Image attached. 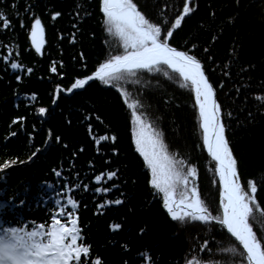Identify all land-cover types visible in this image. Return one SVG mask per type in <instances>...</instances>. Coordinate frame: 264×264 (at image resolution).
<instances>
[{
	"label": "trees",
	"instance_id": "trees-1",
	"mask_svg": "<svg viewBox=\"0 0 264 264\" xmlns=\"http://www.w3.org/2000/svg\"><path fill=\"white\" fill-rule=\"evenodd\" d=\"M133 2L153 22L161 18L174 22L184 0ZM190 2L193 11L173 30L170 41L173 47L196 55L214 85L228 125L226 135L239 158L241 184L246 187L252 180L258 186L250 223L264 240V99H257L264 97V0ZM29 4L35 6L33 11L45 29L40 53L29 37L31 20L24 12ZM99 5L100 0H0V11L12 24L6 31L0 29V55H9L13 49L12 58L22 65L12 70L0 62V162L24 161L0 170V222L3 226L33 221L50 226L55 215L70 226L68 213L72 212L93 258L99 255L104 264L125 260L144 264L140 254L149 253L155 264H185L193 259L239 264L232 253H224L236 242L218 222L194 221L181 228L165 212L162 196L149 183L150 171L135 152L130 110L121 91L92 82L71 96L58 93L53 104L57 83L61 88L70 86L74 78L90 75L109 55L121 52L119 43L105 31ZM52 12L61 15L53 20ZM54 64L62 76L50 71ZM16 75L21 76L19 81ZM121 83L128 98L139 101L138 110L147 123L163 133L169 153L196 167L189 187L197 188L213 216H221L214 163L202 146L190 87L182 86L184 82L165 67L139 70ZM40 107L46 109L44 114L38 112ZM57 136L60 141L54 139ZM101 136L109 139L97 143ZM34 151L36 155L31 156ZM109 170L118 172L111 182L106 176ZM101 172L105 176L98 183L94 177ZM112 182L119 191H93L111 187ZM69 197L76 200V209L68 205ZM115 199L123 203H104ZM61 205L63 216L59 215ZM117 223L121 228L112 229ZM125 244L128 251L122 249Z\"/></svg>",
	"mask_w": 264,
	"mask_h": 264
},
{
	"label": "snow or ice",
	"instance_id": "snow-or-ice-1",
	"mask_svg": "<svg viewBox=\"0 0 264 264\" xmlns=\"http://www.w3.org/2000/svg\"><path fill=\"white\" fill-rule=\"evenodd\" d=\"M12 7L16 8L17 5L13 4ZM34 7L32 4L26 5L24 12L31 20L29 32L31 45L36 53H40L44 43L45 29L40 17L33 11ZM99 7L104 18L105 31L118 38L123 51L109 55L104 62L99 63L91 75L74 78L70 86L61 88V84L57 83L55 90L73 93L76 89L84 88L92 80H99L109 85L126 75H136L137 70L153 72L166 67L178 74L184 82L182 86L190 87L194 93V107L198 110L199 128L202 131V146L214 162L215 173L219 177L222 217L213 216L200 198L197 188L189 187L190 178L194 180L197 175L196 167L184 159L177 160L169 153L163 133L152 128L145 122L144 115L138 113L139 101H130L127 93L122 91L124 104L131 110L132 140L136 152L143 157L144 164L150 171L149 183L153 189L163 194V207L173 221H183L185 218L205 223L216 221L237 242L231 248L223 249L224 252L233 254L234 261L238 258L239 264H264V240L258 238L250 223V218L257 207L255 194L258 186L252 180L247 181L246 187L241 184L238 172L239 158L234 155V149L230 146V140L226 135L228 125L223 118L221 105L217 102L214 85L205 74V66L196 55L173 47L170 41L173 30L181 24L185 16L193 11L190 0H184L183 10L176 14L174 22L163 18L153 22L133 0H100ZM60 15V12L51 13L53 20ZM168 24L171 26L168 27ZM11 27L9 17L0 11V29L6 31ZM20 27H25L23 20L20 22ZM8 51L9 55H0V62H4L12 70L20 69L22 65L11 55L14 50ZM32 71L31 67L27 68L28 73ZM50 71L63 75L55 64ZM164 75L167 76L168 72ZM15 78L19 81L21 76L16 75ZM31 98L35 100V93ZM257 99H264V97H257ZM38 112L44 114L46 109L40 107ZM228 116L230 117L231 113ZM16 119L23 120V117ZM15 122L14 119L13 123ZM10 135L15 136V133ZM54 139L60 141L61 137L57 136ZM108 139V136H101L97 143ZM116 139L115 136L111 137L112 141ZM111 148L114 153L117 152L114 144ZM35 155L36 152H32L31 156ZM17 163H24V161L6 159L0 162V170L8 169L10 165ZM55 175L59 177L61 173L55 172ZM117 175V171L109 170L106 173L110 182ZM104 176L105 173L101 172L95 175L94 179L99 183ZM79 187L87 189L88 185ZM181 187L184 191L179 199L174 198L176 190ZM113 189L119 191V186L115 182L111 183V187H95L93 191L109 193ZM67 203L72 209L77 208L76 200L71 197L68 198ZM104 203L119 205L123 201L115 199ZM19 204L23 205L24 200L21 199ZM57 204L60 202L57 201ZM59 215H64L62 205ZM68 221L70 226L61 223L55 215H51L50 226L44 222L37 224L34 221L31 225L3 226L0 222V264H104L99 255L93 258L91 245L85 242L81 229L78 227V221L72 212L68 213ZM111 228L120 229L121 225L113 224ZM207 244L208 241L205 240L204 246ZM122 249L129 250L126 244L122 245ZM140 259L144 264H155L150 253L140 254ZM123 264H127V260L123 261ZM185 264H216V262L193 259L187 260Z\"/></svg>",
	"mask_w": 264,
	"mask_h": 264
},
{
	"label": "rangeland",
	"instance_id": "rangeland-1",
	"mask_svg": "<svg viewBox=\"0 0 264 264\" xmlns=\"http://www.w3.org/2000/svg\"><path fill=\"white\" fill-rule=\"evenodd\" d=\"M112 36V35H111ZM112 38L113 39H115L118 43H119V45L121 46V52L123 51V48H122V45L120 44V42H119V40H118V38H116V37H114V36H112ZM166 68V67H165ZM167 69V68H166ZM167 70H169V69H167ZM142 71H147V70H142ZM170 71V70H169ZM171 72V71H170ZM172 74L178 79V80H180V81H182L179 77H178V75L176 74V73H174V72H172ZM128 76L129 75H126L124 78H122V79H120V80H118V81H113V83L111 84L112 85V88H114V89H117V90H119V91H123L124 92V89H123V86H122V83H121V81H125L126 80V78H128ZM102 83V82H101ZM194 95V94H193ZM130 99V101L132 100L131 98H129ZM130 110V109H129ZM137 110H138V108H137ZM138 113H140V111L138 110ZM141 114V113H140ZM130 115H131V110H130ZM132 122V121H131ZM145 122L147 123V121L145 120ZM132 127H133V125H132ZM201 130V129H200ZM201 137H202V131H201ZM133 145H134V147H135V144H134V142H133ZM204 151H205V149H204ZM135 152H136V149H135ZM138 153V152H137ZM139 154V153H138ZM207 154V153H206ZM143 158V157H142ZM210 158V157H209ZM210 160H211V158H210ZM212 161V160H211ZM213 162V161H212ZM214 163V162H213ZM191 182V181H190ZM189 182V183H190ZM217 182V181H216ZM218 183V182H217ZM218 187H219V184H218ZM155 190V189H154ZM157 193H159L157 190H155ZM184 190H183V188H180L179 189V191H178V189L176 190V192H175V194H174V198H176V199H179V197H180V195H181V193L183 192ZM161 196H162V199H163V194L162 193H159ZM219 202H220V197H219V201H218V207H219V212L221 213V208H220V205H219ZM166 212V211H165ZM167 213V212H166ZM221 216H222V213H221ZM171 220H172V218H171ZM174 222H176L177 224H179V226L181 227V228H183V227H186V226H188V225H191V223H193L194 221L193 220H191L190 218H185L183 221H181V220H175ZM200 222V221H199ZM202 223H205V222H202ZM231 237V236H230ZM224 253H226V254H228V253H230V252H224Z\"/></svg>",
	"mask_w": 264,
	"mask_h": 264
},
{
	"label": "water",
	"instance_id": "water-1",
	"mask_svg": "<svg viewBox=\"0 0 264 264\" xmlns=\"http://www.w3.org/2000/svg\"><path fill=\"white\" fill-rule=\"evenodd\" d=\"M102 13V12H101ZM170 70V69H169ZM171 71V70H170ZM172 72V71H171ZM178 75V74H177ZM94 81H99V80H92V81H89L88 82V84H90V83H92V82H94ZM87 84V85H88ZM86 85V86H87ZM85 86V87H86ZM84 87V88H85ZM84 88H82V89H76V90H74V92L73 93H66V92H59V91H57V93H61L62 95H65V96H71L72 94H74V93H76V92H79V91H81V90H83ZM56 99V98H55ZM205 152L207 153V150L205 149ZM207 155H208V153H207ZM209 156V155H208ZM210 157V156H209ZM211 158V157H210ZM215 177H216V180H217V182H218V184H219V177H218V175L215 173ZM219 205H220V202H219ZM165 211L167 212V210L165 209ZM221 213H222V209H221ZM224 230L226 231V233H227V230L224 228ZM229 236H231L229 233H227ZM234 241H235V239L233 238V237H231ZM237 243V242H236Z\"/></svg>",
	"mask_w": 264,
	"mask_h": 264
}]
</instances>
